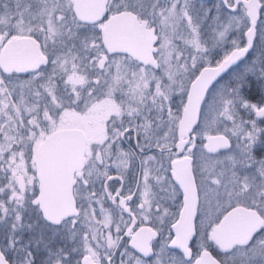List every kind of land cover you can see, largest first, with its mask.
<instances>
[{"label": "snow or ice", "instance_id": "6c2138e0", "mask_svg": "<svg viewBox=\"0 0 264 264\" xmlns=\"http://www.w3.org/2000/svg\"><path fill=\"white\" fill-rule=\"evenodd\" d=\"M0 264H264V0H0Z\"/></svg>", "mask_w": 264, "mask_h": 264}]
</instances>
